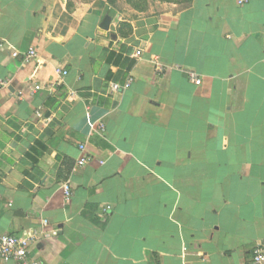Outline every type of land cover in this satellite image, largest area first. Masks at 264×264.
<instances>
[{
	"label": "crops",
	"instance_id": "1",
	"mask_svg": "<svg viewBox=\"0 0 264 264\" xmlns=\"http://www.w3.org/2000/svg\"><path fill=\"white\" fill-rule=\"evenodd\" d=\"M72 1L0 0V237L39 264H252L264 0Z\"/></svg>",
	"mask_w": 264,
	"mask_h": 264
},
{
	"label": "built area",
	"instance_id": "2",
	"mask_svg": "<svg viewBox=\"0 0 264 264\" xmlns=\"http://www.w3.org/2000/svg\"><path fill=\"white\" fill-rule=\"evenodd\" d=\"M0 45H2L0 43ZM140 54V52H138ZM15 56L18 55V52L14 53ZM34 57H36V50L31 48L25 53V60H31ZM64 74H66V71H63ZM190 78L192 81H194L196 84L201 83V78L195 73H190ZM131 80L129 81V83ZM1 85H5V82L0 83ZM121 88L119 84H113L112 89L114 91H117ZM38 116L42 117L43 113L42 110H39L37 112ZM81 151H84L86 149L85 145H82L80 147ZM87 162L86 159H81L78 161V165L82 166L85 165ZM66 200H69L71 197V189L66 184L64 187ZM29 243L30 241L27 238L20 237L14 234H6L0 237V257L5 261H14L17 264H39L36 260L31 258L30 252H29ZM252 264H264V248L261 246H258L254 250L253 255V261Z\"/></svg>",
	"mask_w": 264,
	"mask_h": 264
},
{
	"label": "rangeland",
	"instance_id": "3",
	"mask_svg": "<svg viewBox=\"0 0 264 264\" xmlns=\"http://www.w3.org/2000/svg\"><path fill=\"white\" fill-rule=\"evenodd\" d=\"M85 3L100 2L106 6V10L119 11L125 16L139 13H161L164 11H177L185 7L186 0H83ZM71 2H73L71 0ZM74 3V2H73ZM71 3V4H73ZM70 4V5H71ZM74 7L71 5V9Z\"/></svg>",
	"mask_w": 264,
	"mask_h": 264
},
{
	"label": "water",
	"instance_id": "4",
	"mask_svg": "<svg viewBox=\"0 0 264 264\" xmlns=\"http://www.w3.org/2000/svg\"><path fill=\"white\" fill-rule=\"evenodd\" d=\"M110 22H111V17L110 16H106V18L104 20V28L105 29L109 28Z\"/></svg>",
	"mask_w": 264,
	"mask_h": 264
},
{
	"label": "trees",
	"instance_id": "5",
	"mask_svg": "<svg viewBox=\"0 0 264 264\" xmlns=\"http://www.w3.org/2000/svg\"><path fill=\"white\" fill-rule=\"evenodd\" d=\"M192 1L193 0H186L187 4L185 6L188 7L192 3ZM71 3H72L71 0H68V8H70V9H71V5H70Z\"/></svg>",
	"mask_w": 264,
	"mask_h": 264
}]
</instances>
